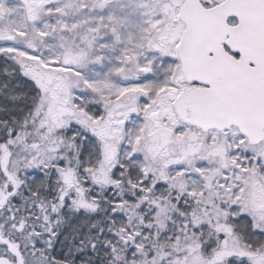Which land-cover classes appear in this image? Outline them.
I'll list each match as a JSON object with an SVG mask.
<instances>
[{
	"label": "rangeland",
	"instance_id": "374dc122",
	"mask_svg": "<svg viewBox=\"0 0 264 264\" xmlns=\"http://www.w3.org/2000/svg\"><path fill=\"white\" fill-rule=\"evenodd\" d=\"M184 1L0 0V55L39 88L17 135L30 146L10 139L0 157L6 148L21 196L51 185L76 208L98 207L116 264H178L176 252L212 237L254 253L240 248L256 243L246 224L264 227V140L176 113L191 88L176 54ZM45 210L33 208L32 226L51 225Z\"/></svg>",
	"mask_w": 264,
	"mask_h": 264
},
{
	"label": "water",
	"instance_id": "95a60500",
	"mask_svg": "<svg viewBox=\"0 0 264 264\" xmlns=\"http://www.w3.org/2000/svg\"><path fill=\"white\" fill-rule=\"evenodd\" d=\"M179 18L184 28L176 53L184 80L196 86L178 95V117L202 131L228 133L235 127L249 144L260 143L264 140V0H221L211 6L185 0ZM0 170L12 183L9 196L17 184L8 171L6 148ZM0 264L6 262L0 258Z\"/></svg>",
	"mask_w": 264,
	"mask_h": 264
},
{
	"label": "flooded vegetation",
	"instance_id": "af4514ba",
	"mask_svg": "<svg viewBox=\"0 0 264 264\" xmlns=\"http://www.w3.org/2000/svg\"><path fill=\"white\" fill-rule=\"evenodd\" d=\"M10 173L15 178L17 185L16 189L7 196V193L12 191V183L5 178L0 170V258L6 264H38L39 260L44 264H86L87 249L100 250L104 245L108 252L105 239L109 233L106 232V228L94 229L93 233H96L94 238L72 239V244H64L60 241V239L66 240L61 236L64 231L62 228L51 225L46 229L31 226L30 214L27 215L28 218L25 221L27 226L22 228V182L17 173ZM63 199L76 207L72 204L70 195H65ZM97 209L99 208L97 207ZM87 212L89 211L87 210ZM246 225V236H250L252 231L256 243L244 242L245 244L240 248L250 247L254 253H233L230 251L228 240L222 244H214L212 237L203 239L200 243L191 244L186 251L177 250L178 252L175 254L176 260L179 261L178 264H264V227L251 230L250 224ZM40 230L48 234L45 239L38 236ZM25 233L34 234L35 238L31 240L32 243H27ZM93 240L94 243H92ZM105 255L109 258L110 264H116L111 253ZM96 264H101V252L99 251L96 253Z\"/></svg>",
	"mask_w": 264,
	"mask_h": 264
},
{
	"label": "trees",
	"instance_id": "16d2710c",
	"mask_svg": "<svg viewBox=\"0 0 264 264\" xmlns=\"http://www.w3.org/2000/svg\"><path fill=\"white\" fill-rule=\"evenodd\" d=\"M230 22H234V19L231 18ZM38 96L39 88L36 83L21 70L18 64L0 55V151L2 145L5 146L10 139L18 141L25 149L30 146V141L28 144L21 143V139L18 140L17 135L22 123L34 109ZM32 127H27L26 130L33 131L35 128ZM29 136L31 137V135ZM38 138L39 134L36 141ZM48 190L43 189V187L35 188L32 193H29L30 198L27 197V194H23L24 197H21L23 215L33 213V208H36L34 212L37 214L40 213V210L46 209L43 211V215L50 216L51 226L64 230L61 236L65 237L66 240L60 239L64 244H72V239L75 238H94L96 234L93 233L94 229L106 228L107 218L99 209L87 212L81 208H76L60 197L59 191L54 187L52 188L51 185H49ZM38 236L45 239L48 234L40 230ZM98 251L101 252V264H110L109 258L105 255H108V252H106L104 245L100 250L94 248L93 250H86V264H96Z\"/></svg>",
	"mask_w": 264,
	"mask_h": 264
}]
</instances>
